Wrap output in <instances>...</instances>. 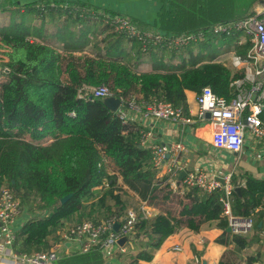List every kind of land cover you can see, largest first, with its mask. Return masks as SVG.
Masks as SVG:
<instances>
[{
  "label": "trees",
  "instance_id": "obj_1",
  "mask_svg": "<svg viewBox=\"0 0 264 264\" xmlns=\"http://www.w3.org/2000/svg\"><path fill=\"white\" fill-rule=\"evenodd\" d=\"M61 3L37 0L23 4L22 9L36 18L72 17V5L63 8ZM9 5L13 3L0 1L3 10ZM75 6L91 8L85 3ZM243 9L237 0H170L160 21L165 28L180 33L210 21L233 18ZM80 11L75 12V19L80 18ZM0 41L9 48L5 53L8 59L1 64L8 69L3 72L0 68V75L5 77L0 80V187L7 183L22 202L35 194L34 205L47 211L18 231V250L33 253L47 249L50 231L85 207L84 202L104 182L109 189L97 203L108 211V194L119 203V196L113 195L118 177L119 189L133 191L146 205L160 211L151 220L138 217L136 229L150 234L149 246L158 247L183 226L198 231L205 223L216 221L224 230L223 193L215 190L197 195L198 188L191 187L183 195L185 200L176 195L167 177H157L150 149L141 145L138 130H128L118 112L110 110L102 98H89L90 87L86 86L105 84L124 103L135 94L146 100L162 98L182 107L186 114L185 90L199 92L210 84L217 95L230 98V82L242 72H233L211 58L199 64L197 59L182 61L164 72L138 73L118 58L67 47L59 50L39 39L35 29L30 31L15 23L0 27ZM221 41L226 45L231 42L225 36ZM261 116L264 120V112ZM106 159L112 162L115 173L110 174ZM69 193L72 195L61 203ZM229 203L235 214L255 213L258 230L257 223L264 221V178L246 175L245 185L231 191ZM111 215L119 216L113 213L101 219ZM234 239L241 248L250 242L241 236ZM143 258L149 260L151 255L139 253L132 264H140L138 260Z\"/></svg>",
  "mask_w": 264,
  "mask_h": 264
},
{
  "label": "crops",
  "instance_id": "obj_2",
  "mask_svg": "<svg viewBox=\"0 0 264 264\" xmlns=\"http://www.w3.org/2000/svg\"><path fill=\"white\" fill-rule=\"evenodd\" d=\"M34 1L37 0H6V2L13 3V5H9L7 7L5 6L7 10H3L0 7V15L2 14L1 11L5 12L8 10L10 14L8 23H4L3 25H0V27H7L12 23L23 26L22 24L15 22L13 17L16 14H19V16L22 17L28 15L29 12L22 9V6L23 4ZM48 1L50 5H54V2L57 0ZM58 1L62 2L60 5H72V7L76 9L77 6L75 5H77L76 1L78 0ZM84 1H86L85 4L90 5L91 8H82L84 9L83 11L82 9H79L84 12L82 13L80 11V17L86 18L85 20H80L79 22L83 24V32L76 36L73 34L71 37H66L64 34L58 37L55 33L53 36L56 39L54 47L57 49L64 50V48L67 47L68 49L83 50L89 55H103L108 58H118L127 62L132 69L138 73L155 71L164 72L169 67L179 65L182 61L197 59L192 52L189 53L190 55L177 56L176 60L171 57H165L162 54L164 53V49L168 48L165 46H155L154 48L151 46L145 51L143 50L144 45L140 42L112 31L111 27L105 26L96 29V26L91 24L90 17L94 18L95 16V20H97L101 18L99 14L108 16L120 14L132 18L141 29L151 28L159 31L162 35H176L179 33L165 28L160 21L162 12L169 8L170 0H112L113 4L118 3L117 8L113 10L109 9L107 4L104 2L105 0ZM261 10H264V6L253 10L251 14ZM76 11L78 10L70 9L69 13H72L74 16ZM245 15L240 14L233 18L221 21H230ZM32 16L33 27L28 28L30 31L35 29L34 24H39L42 21L53 22L57 25V27H59L58 24H60V19L52 20L48 16L45 18H36L34 14H32ZM60 17L62 20L64 18L68 19L65 14H61ZM79 19L81 18H78V20ZM221 21H210L199 27L188 29L183 32H194L198 29L206 28L212 23ZM70 25L74 24L71 23ZM35 30L39 35V39H41L44 43L49 44L47 39L51 37L49 36L50 34L47 33L46 30H44V33L41 31L38 32L37 29ZM221 37L212 35L208 32L206 33V38L203 41L193 42L199 43L201 46H212V44H214L216 45L212 46L214 49H218L219 46L226 49L225 52H221L216 56L197 59L198 64L212 58L213 62L222 63L229 67L233 72H237L238 70L232 66L230 58L233 53H237L242 56L245 55L249 47L247 38L239 33L231 36H225V38H229L231 41L230 44L226 45L223 41H221ZM186 46H183L180 49L170 50L179 52ZM0 60L1 66L2 63L7 61L5 54L0 56ZM259 76L258 80L264 86V73H262L261 78H259ZM4 79L5 77H2L0 80L3 81ZM86 87L89 88L93 86ZM230 87L232 86L230 85ZM233 90L234 88L232 87V93ZM197 93L198 92L193 90H185L187 104L186 115L192 118V120L188 123H177L164 119L145 120L142 118L140 113L134 112L127 107L125 108L124 105L119 107L124 108L127 112L128 119L125 123L128 130L134 128L138 130L140 136V131L142 129H148L152 132L151 144H165L171 147V150L163 164L156 170L157 177H167L166 181L169 183L171 189L180 197H183V195L189 193L191 190V187L185 185L183 182L185 173L188 172L201 171L221 179L229 176L233 189L234 187L236 188L238 186L245 185L246 175L263 179L264 142L260 139L254 138L252 134L245 129L244 141L240 150L234 151L215 148L211 144V123L209 119L206 118L203 121H199L196 116L198 111V105L196 102ZM134 97L137 100L142 99L139 94H135ZM158 99L164 100L162 98ZM248 113L249 108L247 107L243 111L241 119L243 120ZM262 113L260 114V117L263 120L261 116ZM176 143H180L181 145L177 149L173 147ZM144 146L146 147V145ZM105 162L108 165L110 174L115 173L112 162L108 159H106ZM120 183L121 179L118 177L116 185L118 188L113 192L114 194H118L121 205L116 207L118 205L115 204L114 206L113 203L105 199V205L109 208V212L117 210L119 211V216H123L127 211L131 210L135 211L138 217H142V214L147 213L145 218L149 220L159 214L160 211L157 207L146 204L144 206V202L133 191L127 189L124 190V188L119 189ZM104 186L108 187L107 185ZM104 186L96 187L94 189V196L84 202L85 207L68 219H65L63 223L78 222L85 215H91L90 212L93 210V207L95 208L93 212H99L100 215L104 214L105 209L97 205V198L101 194L97 195V193L100 192ZM203 193L209 192L198 188L196 194L201 195ZM182 199L185 200V196ZM88 202H91V205H89ZM22 204L26 212L23 216L21 215L18 220L19 225L16 226V228H18L16 235L21 227L26 224L24 222H26L28 218L32 216L41 217L47 215L46 210L39 209L35 205L31 206L28 202H22ZM87 209L90 211L87 212ZM253 214L255 215V213ZM100 220L102 219L100 218ZM261 222L262 225L260 228L257 227L259 228L258 230L254 228L248 236L244 237L246 240H250V242L243 248L239 247L236 243L234 239L236 235H233L230 231L226 230L227 224L223 230L216 225V221H210L205 223L198 231H192L183 226L164 238L158 247H151L148 245V243H150L149 233L144 231L140 232L135 228L132 239L127 240L123 245L118 244V248L113 249L111 254H106V252L99 249L98 246L92 248L88 252H83L79 241H62L59 235L60 227H56L53 228L46 236L48 248L45 250H54L57 254L56 259L52 261L51 264H132L133 259L139 253H148L151 255L149 260H145L144 258L139 259L138 263L140 264H264V235L262 233L264 232V221ZM120 247L125 248V251H120Z\"/></svg>",
  "mask_w": 264,
  "mask_h": 264
},
{
  "label": "built area",
  "instance_id": "obj_3",
  "mask_svg": "<svg viewBox=\"0 0 264 264\" xmlns=\"http://www.w3.org/2000/svg\"><path fill=\"white\" fill-rule=\"evenodd\" d=\"M103 16H106V21L112 31L137 40L144 45L143 50L145 51L151 46L180 49L190 43L203 41L208 32L215 36H231L236 33L245 36L249 43L245 55L233 53L230 58L232 66L243 73L241 77L230 82L234 88L232 96L227 99L217 95L209 85L203 86L196 95L198 105L196 116L199 121H203L206 119V113H209L211 144L215 148L240 150L244 141L245 129L254 138L264 142V121L260 117L264 110V86L258 80V76L264 69V10L230 21L212 23L194 32H182L176 35H162L151 28L141 29L132 18L126 15ZM5 48L6 51L9 50L7 46ZM5 56L7 57L6 54ZM1 69L5 72L8 68L3 66ZM89 92L91 97L102 99L114 96L105 84L90 87ZM123 105L125 108L140 113L145 120L164 119L177 123H188L192 120L181 107L158 98L137 100L131 97L125 103L120 99L119 107ZM247 107L249 113L242 120V113ZM116 111L125 123L128 119L125 109L118 108ZM151 138L150 130L140 131V143L142 146L147 147L148 145L151 161L157 169L163 164L171 147L165 144H151ZM180 146V143L173 145L175 149ZM183 182L189 187H198L206 192L220 190L223 193V197L220 198L223 204V215L233 235L245 237L254 230L256 217L253 213L242 215L231 211L229 196L233 188L229 176L221 179L201 171L188 172L185 173ZM104 185L107 183L104 182ZM143 205L145 206V203ZM25 212L18 194L7 183H3L0 187V264H51L57 257L54 250L26 253L17 249L16 231L18 228L16 226L19 225L18 220ZM146 214H142V217L145 218ZM31 218L33 216L26 222ZM137 222V213L129 210L123 216L111 215L100 221L84 219L73 223L65 222L59 226V235L62 241H79L83 252H88L98 246L106 254H111L113 249L118 248L117 241L122 236H126L127 240L132 239ZM115 223L119 224L117 230L114 229ZM262 233L264 235V232ZM119 250L125 251V248L120 247Z\"/></svg>",
  "mask_w": 264,
  "mask_h": 264
},
{
  "label": "rangeland",
  "instance_id": "obj_4",
  "mask_svg": "<svg viewBox=\"0 0 264 264\" xmlns=\"http://www.w3.org/2000/svg\"><path fill=\"white\" fill-rule=\"evenodd\" d=\"M240 1L244 5V9L242 10V14L241 15L251 14V12L253 10H256V9L261 8V7L264 6V0H237L238 3ZM85 2L86 1H84V0H78V1H76V3H78V4L85 3ZM104 2L107 4V6L109 7L110 10L116 9L117 6H118V3L113 4L112 3V0H105ZM66 5L65 6H62V7L63 8L68 7ZM70 9L79 10V9H82V7L81 8H80V6L79 7H76V9H74V7H71ZM84 9H82V11ZM1 12H2V14L0 15V25H3L4 23H8L9 15L10 14H9V10L8 11H5V12L4 11H1ZM99 15H100V17L102 19L99 17L100 19L95 20V18H96L95 16H94V18L90 17L91 24L94 25V26H96L95 27L96 29H99V28H102V27H105V26L109 27V24L106 21V16H103L101 14H99ZM74 17L75 16H72V17H70L68 19L64 18L63 20L60 17L59 18L60 19V24H58L59 27H57V25L55 23H53V22H49V21L43 22L42 21L39 24H34V28L37 29L38 32L41 31L42 33H44V30H46V32L50 34L49 36H51V37H49L47 39L48 43L51 44V45H53V46H55V42H56L55 40L56 39H55V37H53L55 33L57 34L58 37L61 36L62 34H64L66 37H71V35H73V34L76 36V35H79L80 33L83 32V26H82L83 24H81L79 22H80V20L83 21L86 18L85 17H80L81 19L78 20V19H75ZM13 20L15 22H18V23L22 24L23 27H25L27 29L33 27L32 26V21H33L32 14H28L25 17L19 16V14H16L13 17ZM71 23L74 24V25H70ZM28 25H30V26H28ZM84 25H85V23H84ZM5 47H6V45H4L0 41V56L1 55L3 56L6 53L5 52L6 51L5 50L6 49ZM152 47L154 48L155 46H152ZM172 50H170V48H165L164 49V53H162V54L165 57H171V58H174L176 60L177 59V56L190 55L189 53L192 52V53H194L193 55L196 56L197 59H199V58H206V57L216 56V55L220 54L221 52H225L226 51V49L221 48L220 46H219L218 49H214V48H212L211 45L201 46V44H199V43H191V44L187 45L186 47L182 48L179 52L172 51ZM179 54H181V55H179ZM262 73H264V69H263ZM262 73H261V75H262ZM261 75L259 76V78H261ZM2 77L3 76L0 75V79ZM263 83H264V79H263ZM208 85H210V84H208ZM108 189H109V187L104 186L100 190V192L97 193V195H99L100 193L101 194L102 193H105L106 191H108ZM113 195H118V194H114V192H113ZM106 199L109 200L111 203H113L114 206H115V204L118 205L116 207H119L121 205L120 199H119V203H117L116 200L113 198L112 195H109L108 194L106 196ZM36 202H37V196L35 194H29L28 195V204H30L32 206ZM88 204L91 205V202H88ZM97 205L101 206L98 203H97ZM101 207H103V206H101ZM103 208L105 209L104 210V214L100 215L99 212H93L94 209H95L93 207V210H91V212H90L91 215H89V216L88 215H85L79 221L84 220V219H89V220H94L95 221V220H99L100 218H104V217H106L109 214H113V213L114 214H119L118 213L119 211H117V210H115L113 212H109V211H106L107 210L106 207H103ZM86 211L88 212L90 210L87 209Z\"/></svg>",
  "mask_w": 264,
  "mask_h": 264
},
{
  "label": "water",
  "instance_id": "obj_5",
  "mask_svg": "<svg viewBox=\"0 0 264 264\" xmlns=\"http://www.w3.org/2000/svg\"><path fill=\"white\" fill-rule=\"evenodd\" d=\"M89 98H91V95L89 96ZM104 103L110 108V110L112 111H116L119 106H120V99L118 97L115 96H109L106 98H103ZM209 113H206V118H209ZM72 194L69 193L67 195H65L64 197H62L60 199L61 203H64ZM262 222H258L257 227H261ZM119 224L115 223L114 224V229L117 230L118 229ZM227 231H230L229 227L226 228ZM127 241V237L126 236H122L120 239H118L117 243L120 245H123L125 242Z\"/></svg>",
  "mask_w": 264,
  "mask_h": 264
}]
</instances>
